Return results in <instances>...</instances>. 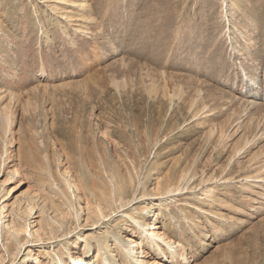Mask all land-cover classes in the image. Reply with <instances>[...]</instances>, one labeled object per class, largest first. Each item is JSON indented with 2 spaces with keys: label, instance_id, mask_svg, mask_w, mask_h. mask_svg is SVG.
<instances>
[{
  "label": "rangeland",
  "instance_id": "374dc122",
  "mask_svg": "<svg viewBox=\"0 0 264 264\" xmlns=\"http://www.w3.org/2000/svg\"><path fill=\"white\" fill-rule=\"evenodd\" d=\"M66 1L3 0L23 5L0 6V20H13L0 25L4 26L0 29V58L4 59L0 65V183L4 182L0 189V256L5 255L6 263L10 259L7 264H35L34 260L77 264L72 260L90 243L91 264L100 257L105 260L101 264H125L120 255L125 253L122 247L132 243L128 239L133 238L134 225L122 216L125 212L137 216L147 208L146 218L162 212L159 232L166 233L173 247L184 245L185 255L177 256L179 252L164 244L165 253L146 261L264 264V189L252 187L264 177V138L250 143L249 151L243 153L248 147L242 148L244 131L239 127L244 121L249 123L248 118L232 125L228 118L236 116H228L233 109L222 112L213 121L218 125L227 121L230 138H222L210 120H195L190 114L197 101L196 86L184 104L178 102L174 89L186 90V86L168 77L172 72L191 75L229 91L236 100L245 97L264 104V0H243L237 7L228 0V8L222 0ZM62 6L78 14L66 11L64 19H58ZM84 13L88 19L78 22ZM227 15L233 22L230 26L224 21ZM138 19L146 25L154 20L153 25H163L172 45L162 51L150 48L152 39L150 43L144 38L140 41L134 36L133 24ZM205 23L210 24V31L201 33L203 46L197 49L187 34L196 27L199 31ZM80 29L83 34L77 32ZM177 33L185 35L179 39L183 34ZM162 34L160 30L159 40ZM213 38L218 44L212 45ZM143 40L147 52L141 51ZM251 41L250 48L246 45ZM242 46L248 50L244 55L239 53ZM215 52V65L225 68L222 74H210L207 67ZM185 56H198L202 65L191 68V59L181 61ZM217 94L213 99L218 103ZM223 107L228 108L226 103L219 106L214 117ZM105 165L107 170L108 165L117 167L127 180L133 178L136 198L118 211L102 205L107 218L98 219L97 199L110 176L104 172ZM67 172L92 212L84 210L75 189L70 190ZM170 174L187 175L176 196H166L162 190ZM211 180L217 190L210 200H203V190L212 185ZM185 187L194 190L182 192ZM67 200L74 206L73 215L67 210ZM31 206L35 211L28 218ZM52 207L59 211L49 210ZM48 223L58 233L45 235L50 240L44 241L37 226ZM22 226L29 232L21 234L25 240L22 252L11 258L5 245L16 243V231ZM69 241L75 246L70 247ZM152 246L144 247L150 255Z\"/></svg>",
  "mask_w": 264,
  "mask_h": 264
},
{
  "label": "bare ground",
  "instance_id": "6f19581e",
  "mask_svg": "<svg viewBox=\"0 0 264 264\" xmlns=\"http://www.w3.org/2000/svg\"><path fill=\"white\" fill-rule=\"evenodd\" d=\"M25 1L27 2V0H25ZM31 1L32 0H28V2H30V3H31ZM41 1L42 2H45V0H41ZM58 1H62V0H58ZM222 1H223V6H226L228 8L229 7V1L228 0H222ZM232 1L235 2V6L236 7L239 6V4H241L243 2V0H232ZM68 2L69 1L67 0L66 3H68ZM17 5H23V4L21 2H19L18 4H16V6ZM0 6H2L3 8H7V7H9V8H11V7L12 8H16V6L11 5L9 3H5V2H3V0H0ZM32 8L33 7H31V9ZM50 8L51 9H54V7H50ZM63 10H64V12H63ZM27 11L29 12L30 10L27 9ZM34 11L38 12L37 10H34ZM66 11L67 10H65V7L62 6V8H60L59 9V12H58V14H60L58 19H64L63 16H62V14L67 13V12L70 13V14H75V13L78 14L76 11H74L72 9H70L67 12ZM94 14L95 13H93V15ZM86 17H87V15L84 13V14L80 15L77 20H78V22L83 23V22L86 21L85 19H88V17L87 18ZM227 18H228V15L225 16L224 21H225V23H228L229 26H230V23L233 24V22H231V20H227ZM247 18H248V21H249L250 18L249 17H247ZM40 20L41 19L39 18L38 21H39V23L41 25L42 22ZM257 20H260V19H257ZM12 21L13 20H0V25H4L5 23L12 22ZM154 22H156V21L154 20L151 24L146 25V24H144V21L143 20H139L138 19V23L137 22H134V24L132 23L135 26V30H134V33L135 34H134V36L135 37H138L139 40H140V38H144V39H146L148 41V43H150V40L151 39H152V41L154 40V42L152 43V45L150 47L152 49H154V48L156 49L157 48V49L162 50L164 46L169 48L170 45H172V40H171L170 36L167 34V31H166L165 27L163 25L155 26V25H153ZM262 26H264V25H262ZM3 27L4 26H0V29L3 28ZM209 27H210V24L209 23H205L204 26H201V28H200L199 31H196V28L197 27L196 28H193L190 31V33L187 34V39L188 40H195L196 41L195 46L198 47L197 49L202 48V46H203L202 45V42H203L202 37H204V35L201 34V33H203V32H209L210 31V28ZM244 27H246V26H244ZM160 30H163V34H162L163 35V39H161V40H159V38H158L159 37L158 32ZM179 30H180V28H179ZM239 30L240 29H238V33L241 32V30L240 31ZM260 30H261V28H260ZM211 31H213V30H211ZM77 32L82 33V34L84 33V32H82V29L78 30ZM155 32H157V34H154L153 35L152 33H155ZM232 32H233V30H232ZM64 34L67 37V32H64ZM177 34L180 35V34H183V33H177ZM179 35H177V36H179ZM184 35L185 34H183V36H181V37L179 36L180 37L179 39H181L182 37H184ZM240 35H242L243 37H246L244 35V33H241ZM4 39H5V37H4ZM197 39H199V40L197 41ZM210 39H212V38H210ZM214 40L215 39L213 38V40L211 42L212 45L215 43ZM229 40H231V39H229ZM173 41H175V40H173ZM145 43H146V41L141 42V46H140L141 47V51H142V49H143V51L146 49V44ZM247 43H249V42H247ZM252 43H253V41H251V43L248 44V45H246V46H249L251 48V44ZM215 44H218V43H215ZM7 45H10V43L8 42ZM238 45H239V43H238ZM246 46L245 47L242 46V48H241V50L239 52L240 54L242 53L244 55V53H246L248 51L246 49ZM137 47H138V45H137ZM216 49H218V48H216ZM244 49H246V50H244ZM151 50L149 52H151ZM145 52H147V51L145 50ZM217 53H218V51H217ZM217 53H216V56L215 55H212V60H210L211 59L210 58L207 61V67L212 72L210 74H214V75L215 74L217 75L219 73L222 74V73H224V70H225V68H221V67L218 68V66L215 65V63H217V62H215V58L218 55ZM158 54H159V57H160V53H158ZM210 54L208 53L206 55H210ZM154 55H155V53H154ZM247 56H248V54H247ZM145 57L143 56V58H145ZM207 58H208V56H207ZM183 59L189 60V59H191V57L190 56H185V58L183 57L182 60H181L182 62L184 61ZM218 59L219 60H222V56L219 55V58ZM3 60L2 59L0 60V65H2V61ZM191 60L193 61V63L191 64V68L193 66L198 67V66H201L202 65V61L198 59V56L193 57ZM204 66H206V64ZM234 69H236V68H234ZM156 72H158V70H156ZM190 72H191V70H190ZM168 77L171 78L172 80L173 79L176 80V83H178V84L183 83V85L186 86V88H185L186 90L181 89V86H179L177 89H174V96H178L179 95L178 102H182L184 104H185V100H186L185 99V96H190V90H191L192 86H196L194 88V90L197 91V93H198L197 94V98H196L197 101H196V105L195 106H191V108H190V114H192V116H193V118L195 120L197 118H201V117H203V119H205L206 121L210 120L211 123L213 124V127H212L213 128V131H217L221 135L222 138H224V139H229L230 138V136L228 138L226 136L227 133H228L225 130V126L227 125V121H225L224 123H221V125H218V124H216V123L213 122L214 120L215 121L217 119L219 120V117H220V115H221L222 112L230 111V110L233 109V111L228 116V117L236 116L234 119L228 118L230 121L233 122L232 125H234L237 122H239L241 120L240 118H243V117L248 118L247 120H249L248 121L249 123H245V121H244L242 124H240V127L238 125L239 129H241L242 132L244 131V135H243V138L241 140L243 142L242 143V148L245 149L246 147H248L246 150H244L243 153H246V152L249 151V149H250V146L249 145H251L250 143H255L259 138H260L259 140H261V138H264V104H259V103L256 102L257 104H259V105H257L256 103H253L252 101L244 100V99H246L245 97L243 98V100H236V98H233V97L231 98V93L229 91H227L225 89L223 90L222 88L216 86L215 84H210L208 82L201 81L202 79L201 80L200 79H195L196 77L193 78V77H191V75L190 76H185V75L181 76V74L178 75V73H173L172 72V73H169V76ZM198 77H199V75H198ZM200 81H201V83H200ZM256 83H257V81L255 80V82L253 84H256ZM260 87H261V85L258 86V90L260 89ZM227 88H229V87H227ZM47 89H48V87H43V90L44 91H48ZM251 91H252V89L250 88L249 92H251ZM218 92L220 94V97H219V101L217 103L213 98L218 95L217 94ZM251 93H253V92H251ZM201 94H203L202 97H200ZM246 94H248V93H246ZM246 94H245V96H246ZM167 96H169V94H167ZM241 97H242V95H241ZM225 103L228 106V108L225 109L223 107V110L219 111V114L217 115L218 118H216L217 116L214 117L215 116L214 113H215L216 110H218V107L221 106V105H225ZM213 105L214 106H217V108L215 110H213ZM248 114H251V115H248ZM159 115L162 116L163 114L160 112ZM7 116H9V114ZM205 116H207V117H205ZM254 122H255V126L253 124ZM105 135L106 134H104V137H105ZM260 135H261V137H260ZM231 162H232V160L230 161V163ZM234 163H236V161ZM104 168H105V170H104L105 174H107V175L110 174V176H109L108 182L106 181L107 182L106 183V186H104V188L106 187L104 189V192L102 191V194H101L102 197L100 199H97V202H99V203H97L96 209L94 208L96 210L95 211V214H96V217L98 219L100 217L101 218H107V216H106V214L104 212L105 209L102 207V205H104L106 208H110V207L117 208L116 210L118 211L120 209H124L126 206H129L132 203V201L135 200V198H136V191L134 192V190H135L134 188H135V184L136 183L134 182V180H133L132 177L129 180H127L126 177L125 176L123 177V174H121L118 171L117 167H115V166L113 167L112 165H108V169L109 170H107V165H105ZM67 171H69V170H67ZM67 174L71 178V183H72V186H71V189L70 190L75 189V192H77L78 199L81 200L82 202H84V208L83 209L84 210H85V208L88 209V206H87L88 204L84 200L83 195L80 192L79 187H78L76 181L73 178V175L71 174V172H67ZM228 175H230V174H228ZM190 176H192L191 179H193L194 174L193 175H190ZM190 176H188V177H190ZM186 179H187V175H185V176L184 175H181L180 177H177V176L173 177L170 174V175L166 176V180H164V188H162V190H164V193L166 194V196L167 195L176 196V195L180 194L179 192H181V183L182 182H185ZM227 180L228 179H225L224 181L226 182ZM210 182H212V185L210 187H207L206 190H203V194H202V197L203 198H201L203 200H206V199L210 200V197H213L212 194H214V192L217 190V188H216L217 187L216 186V182L213 181V180H211ZM240 182H242V181H239L238 183H240ZM252 187H256L257 190L264 189V177L261 176V181H258L257 184L256 183L255 184H252ZM1 188H4V182L0 183V189ZM88 189H89V187H88ZM91 190L93 192V187L90 188V191ZM184 190H189V191L192 190L193 191L194 189L193 188H187V187H185V188H183L182 192ZM248 190H251V189H248ZM131 191H132V198L129 199V196H130ZM152 196H154V195H152ZM163 196L165 197V195H163ZM67 202L68 203L65 204L66 206L69 207V208H67V210H68V212H71L72 215H73V211H75L74 206L68 200H67ZM34 209H35V206H31V207L28 208V211H30L29 212V215H28V218H30V217L33 216V213L35 211ZM49 210H53L54 213H57L59 211L57 208H54V207L49 208ZM89 211H91V210H89ZM200 211H203V210H200ZM148 212L149 211H148L147 208H143L141 210L140 215H137V216H135L134 213H132V212H125L123 214L122 217H124V218L127 217L129 219V221L132 223V225H134V227L132 228V236H133V238H129L128 239V241H130L132 243H131V245L123 246L122 247V249L125 250V253L124 254L121 253L122 254V256L120 255L121 260H124L125 264H160L159 262L158 263L157 262H152V260L151 261H146L145 258H147V259H153V261L156 260L155 258L158 255H160V253H165L166 249L163 246L164 244H165V246H170V248L174 249V251H176V253L179 252L177 254V256H179L181 258L184 257L185 253L183 251L185 250V246L182 245V244H178L176 248L173 247V246H176V245H174L173 242L170 241V239L168 240V237H166L167 236L166 233L159 232V230L161 229V226H160V223H159V216L161 215L162 212L159 210V212L157 213V216H156V213H154V215H151L152 214L151 213V214H149L148 218H146L145 217V213H148ZM62 213H64V211H62ZM59 214L61 215V213H59ZM139 216H141V217H139ZM150 218H151V220H150ZM52 222H54V221H52ZM56 222H54V224H56ZM196 224L197 223H194L193 225H196ZM61 225H63V223H61ZM46 226H49L51 228V231L47 230ZM23 227L24 226L21 227L22 228L21 230L16 231V238H15L16 243H9V244H6L5 245L6 248H7L6 250H7L8 256L11 257V258L15 257L18 253L22 252V249L21 248L23 247V245L25 243V240L24 239H20L21 238V234L22 233L28 234V232H29V230H28L27 227H24V228ZM37 227L39 228V230H37V231H39V232L42 231V234L40 236L42 237L44 235V239H43L44 241L50 240V238L49 239H46L45 235L48 236V237H49V234L50 235H54V237L57 236L56 233H58L57 232L58 229H56L55 227H53L52 224H50V223H48V225L39 224V226H37ZM140 229H141V231H139ZM0 233H1V230H0ZM72 233L73 232L70 231L69 233H67V234H65L63 236H66V235L72 234ZM137 234H139V235H137ZM31 236L32 235L30 234V237ZM67 244L71 245L70 247H74L75 246V244H73L72 241H69ZM148 245H153L150 248V250L153 251L151 255H150V253H148V251H145V249H144V247H146ZM105 246L107 247L108 245L105 244ZM133 253L136 256L132 255ZM91 254H92V249H91L90 243H87V245H85L83 247V249L79 253V255L77 257H75L72 261L73 262H77V264H91V261H90V259H91L90 255ZM99 260L100 261H98L96 264H101V260L103 262L105 261L103 257H100ZM9 261H10V259L8 260V262ZM33 262L35 264H40L41 263V262H38L37 260H34ZM7 263H6L5 255L3 257L0 256V264H7ZM109 264H111V263H109ZM112 264H115V263H112Z\"/></svg>",
  "mask_w": 264,
  "mask_h": 264
}]
</instances>
